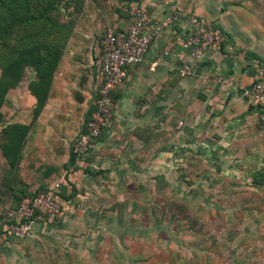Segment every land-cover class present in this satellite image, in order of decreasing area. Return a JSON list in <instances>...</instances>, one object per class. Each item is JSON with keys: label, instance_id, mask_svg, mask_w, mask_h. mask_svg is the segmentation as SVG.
<instances>
[{"label": "crops", "instance_id": "crops-1", "mask_svg": "<svg viewBox=\"0 0 264 264\" xmlns=\"http://www.w3.org/2000/svg\"><path fill=\"white\" fill-rule=\"evenodd\" d=\"M115 1L118 15L109 10L106 20L92 17L78 23L38 117L29 82L23 91L20 86L9 91V96L15 92V102L19 99L26 112L33 110V116L8 123L29 130L17 184L5 177L0 181L4 230L22 189L51 188L56 183L81 193L124 187L129 176L139 182L145 169L168 166L173 172L177 165L188 167L196 161L230 175L250 173L255 182L264 178V118L242 91L253 85L256 65L264 62V0H132L133 7L152 14V31L155 23L163 29L145 60L129 66L124 82L113 90L112 125L86 151L79 148L102 84L104 27L123 30L133 20L121 10L126 9L125 0ZM170 14L173 24L167 22ZM192 16L222 34L221 46L207 49L199 61L178 39L188 35ZM186 67L193 69L192 75H181ZM0 157L3 166H10L1 147Z\"/></svg>", "mask_w": 264, "mask_h": 264}, {"label": "rangeland", "instance_id": "rangeland-1", "mask_svg": "<svg viewBox=\"0 0 264 264\" xmlns=\"http://www.w3.org/2000/svg\"><path fill=\"white\" fill-rule=\"evenodd\" d=\"M125 2L122 12L132 15V0ZM4 4L0 1V79L11 58L10 48L24 45L25 30H11L20 12L49 5V15L72 34L80 21L106 20L109 10L114 16L119 13L113 9L115 0ZM34 78L36 71L29 67L20 91ZM9 93L2 108L5 124L15 117H32L33 110L26 112L19 99L15 102V92ZM176 167L173 172L168 166L145 169L139 182L129 176L124 187L81 193L61 185L60 212L40 214L27 233L10 228L17 224L15 219L11 223L8 218L6 230L0 223V264H264V180L255 182L246 172L216 171L198 161ZM7 168L0 157V181ZM49 189H19L22 196L12 207Z\"/></svg>", "mask_w": 264, "mask_h": 264}, {"label": "built area", "instance_id": "built-area-1", "mask_svg": "<svg viewBox=\"0 0 264 264\" xmlns=\"http://www.w3.org/2000/svg\"><path fill=\"white\" fill-rule=\"evenodd\" d=\"M132 15L133 20L126 29L108 28L104 36L102 84L95 101V111L86 123V131L78 139L81 150L86 151L91 141L112 125L114 119L113 90L124 82L129 66L140 64L145 60L156 34L163 29L162 25L155 23L154 31L151 30L154 19L146 9L134 6ZM167 22L169 24L175 22L174 14L169 15ZM190 24L188 35L184 38L178 36V39L185 48L190 49L192 58L199 61L207 49L221 46L222 34L198 16H192ZM180 73L183 76H189L193 74V69L186 67L181 69ZM242 91L244 96L257 106L264 118V62L260 61L256 65L253 85L242 87ZM60 188L61 183H56L49 191L39 193L34 199L25 201L18 210L10 211V216L14 215L18 220L17 224L10 228H15L24 234L32 228L31 218L36 211L45 214L59 213Z\"/></svg>", "mask_w": 264, "mask_h": 264}, {"label": "trees", "instance_id": "trees-1", "mask_svg": "<svg viewBox=\"0 0 264 264\" xmlns=\"http://www.w3.org/2000/svg\"><path fill=\"white\" fill-rule=\"evenodd\" d=\"M0 1H3V6H7L4 4L5 0ZM52 1L54 0H47V4ZM50 9L49 5L46 7L36 5L20 12V17H15L14 21L11 22L14 23L11 30L12 28L16 32L21 29L25 30L24 45L20 47L16 43L10 48L11 58L3 66V74L0 79V147L10 165L7 168L8 172H6L5 179H10L14 184H17L16 171L21 160L22 149L29 127L19 123L5 124L2 108L6 102L7 94L11 89L20 86L29 67L36 71V79L29 81L30 91L37 99L34 109L35 118L39 116L46 104L54 72L72 34L71 28L68 32V26L59 19L49 15ZM33 11L35 12L33 13ZM263 180L264 178L258 180V182ZM22 203L18 207H12L11 209L13 211L18 210ZM42 213L41 211H36L31 218L32 222ZM10 218H12L10 219L11 223L17 220L14 215L10 216Z\"/></svg>", "mask_w": 264, "mask_h": 264}]
</instances>
